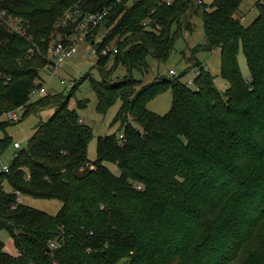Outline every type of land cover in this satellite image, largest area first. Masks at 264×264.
<instances>
[{
    "label": "trees",
    "instance_id": "obj_1",
    "mask_svg": "<svg viewBox=\"0 0 264 264\" xmlns=\"http://www.w3.org/2000/svg\"><path fill=\"white\" fill-rule=\"evenodd\" d=\"M243 1L0 0V11L20 18L25 33L10 31L0 19V153L12 144L8 126L55 108L27 145L15 149L8 173H0V230L17 251L6 253L0 241V264H264V4L243 26L236 17ZM104 7L108 16L89 37L106 31L100 45L115 42L117 52L96 58L100 79L89 71L67 95L32 100L49 43L57 32L71 33L59 26L63 14ZM195 16L202 19L204 44L193 53L220 49L225 91L208 70L192 89L181 76L147 85L132 77L149 56L166 61L181 31L193 32ZM29 49L34 55L26 60ZM240 49L248 79L239 70ZM120 65L127 76L115 80ZM199 66L196 60L192 68ZM87 80L97 113L120 102L113 123L122 128L97 138L91 163L92 129L68 107ZM167 91L171 109L164 116L150 112L147 104ZM17 109L22 115L14 122L3 117ZM17 194L58 200L61 208L51 216L19 203Z\"/></svg>",
    "mask_w": 264,
    "mask_h": 264
},
{
    "label": "rangeland",
    "instance_id": "obj_2",
    "mask_svg": "<svg viewBox=\"0 0 264 264\" xmlns=\"http://www.w3.org/2000/svg\"><path fill=\"white\" fill-rule=\"evenodd\" d=\"M213 0H204L205 4L209 5ZM257 4H264V0H244L238 9L236 17L241 16V23L243 26H248L255 17L258 15L256 9ZM193 24V32L189 33L185 30L181 31V35L174 41L173 49L169 52L167 60L160 62L153 57L147 58V66L142 70H134L131 75L136 80L140 81L141 85L150 84L157 78H173L180 77L182 83H186L188 80L193 79V74L190 70L187 71V65H194L195 59L200 60L203 64L207 65V70L214 77H216L214 84L219 91H225L226 82L220 76V49L214 48L210 52L197 51L193 53L191 49L196 44H202L204 42L202 19L198 16L190 19ZM17 22H21L18 18ZM111 48L113 49L116 45L112 42ZM35 51H38L36 47L32 46ZM91 51V47L86 44H81L78 48V52L73 55L72 58L66 60L60 65L56 75L52 78H47L44 72L40 75L46 79L45 88L49 92L48 94L63 93L67 95L71 86L75 80H79L90 71V76L94 79L99 80L100 76L98 71L94 68L96 63V57L94 55H88ZM34 52L29 49L25 55L26 60L29 57H33ZM238 65L239 70L245 79L249 78V72H247L245 58L243 57L242 50L238 52ZM112 57L107 67L113 66ZM169 70L175 74L172 76L169 74ZM127 76V70L123 65H120L113 73L112 77L116 80L121 77ZM64 80L65 84H61L60 81ZM192 89V87H188ZM43 97H36L32 100L42 99ZM172 95L170 91L165 92L162 95L157 96L148 103V110L164 116L171 109ZM78 101H85L84 108H78L76 106ZM96 94L92 91L90 81H84L78 88L75 89L74 95L70 98L68 107L71 110L76 109L80 118L83 120L85 125L92 129V139L87 146L88 160L93 162L96 158V141L98 137H104L105 135L118 134L122 132L121 123H113V119L120 108V102H116L105 115H101L96 111ZM55 111V108L49 107L43 111H38L34 114L21 119L18 122L8 126L6 128V134L12 139V144L18 142L22 147H25L29 141V138L34 133L35 127L40 123L47 120ZM15 113L20 117L22 111L17 109ZM2 134H0V137ZM12 144L2 153H0V169L3 166H8L11 162L15 149ZM105 167H108L110 171L115 175L119 176V170L115 165L106 163ZM2 188L5 192L9 193L11 188L7 182H3ZM20 200L27 207H32L36 210L42 211L45 214L55 216L58 210L61 208V202L54 199H35L33 197L20 196ZM0 241L4 243V251L8 254L17 256L15 246L10 235L5 230H0Z\"/></svg>",
    "mask_w": 264,
    "mask_h": 264
},
{
    "label": "built area",
    "instance_id": "obj_3",
    "mask_svg": "<svg viewBox=\"0 0 264 264\" xmlns=\"http://www.w3.org/2000/svg\"><path fill=\"white\" fill-rule=\"evenodd\" d=\"M173 0H164L167 6H170ZM130 3V2H129ZM201 3V0H199ZM109 8H102V10L94 12L81 14L78 10H73L65 12L63 17L60 20L59 26L64 29H70L71 33L67 34L66 32L59 33L57 32L56 36L51 40L48 45L47 51V64L42 69L40 75L44 72L46 77L52 78L56 75L58 68L61 64H63L66 60L73 57L78 52V48L81 44H86L91 47V51L88 55H94L96 58L103 57L107 54L116 53V47L113 49L111 45L109 46H101L104 35L107 33L104 31L101 34L94 35L93 38L90 39L89 35H92L93 31L103 25L104 20L108 16ZM0 19L6 25V27L10 31L17 32L21 36L25 33L21 32L20 23L17 22V19L13 17H9L5 12L0 11ZM148 22H143V26L148 28ZM30 39V37H28ZM201 71H207V67L204 64H201L199 67H195L190 69L191 74H193V79L188 80L185 84L188 87H192L194 84V80L197 76H199ZM169 74L174 76L173 71L169 70ZM41 77V76H40ZM46 79L41 77V87L32 89L30 93V98L35 99L36 97H43V95H47L49 92L45 88ZM61 84H65L64 80L60 81ZM53 94V93H52ZM3 117L8 121L14 122L19 118V116L13 112L4 113ZM123 136H120V139ZM22 146L18 142H14L13 149H21ZM8 166H3L0 169V173H8ZM137 189H141L140 185H137ZM18 195V194H17ZM16 200L20 203V196L16 198ZM51 248L56 249L58 244L56 242H51Z\"/></svg>",
    "mask_w": 264,
    "mask_h": 264
},
{
    "label": "crops",
    "instance_id": "obj_4",
    "mask_svg": "<svg viewBox=\"0 0 264 264\" xmlns=\"http://www.w3.org/2000/svg\"><path fill=\"white\" fill-rule=\"evenodd\" d=\"M202 44H204V42L202 43ZM202 44H196L195 46H197V45H202ZM195 46H193L191 49L193 50L194 48H195ZM199 61L201 64H203L200 60H198V59H195V61ZM204 65H206V64H204ZM193 67V65H191V64H188L187 65V68L186 69H191ZM206 67H207V65H206ZM215 79H216V77H215ZM215 81V80H214ZM226 86L227 85H225V89H226ZM148 105V104H147ZM148 107V106H147ZM148 109V108H147ZM156 114V113H155ZM80 120H81V122L83 123V124H85L84 122H83V120L80 118ZM21 203H22V200H21Z\"/></svg>",
    "mask_w": 264,
    "mask_h": 264
},
{
    "label": "water",
    "instance_id": "obj_5",
    "mask_svg": "<svg viewBox=\"0 0 264 264\" xmlns=\"http://www.w3.org/2000/svg\"><path fill=\"white\" fill-rule=\"evenodd\" d=\"M138 132H139V130H138Z\"/></svg>",
    "mask_w": 264,
    "mask_h": 264
}]
</instances>
